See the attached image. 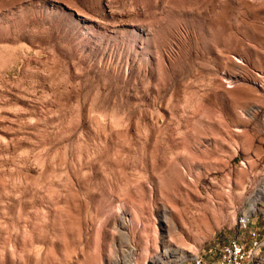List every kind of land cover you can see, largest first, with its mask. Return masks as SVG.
<instances>
[{
	"label": "rangeland",
	"instance_id": "1",
	"mask_svg": "<svg viewBox=\"0 0 264 264\" xmlns=\"http://www.w3.org/2000/svg\"><path fill=\"white\" fill-rule=\"evenodd\" d=\"M243 215L264 0H0V264H194Z\"/></svg>",
	"mask_w": 264,
	"mask_h": 264
},
{
	"label": "built area",
	"instance_id": "2",
	"mask_svg": "<svg viewBox=\"0 0 264 264\" xmlns=\"http://www.w3.org/2000/svg\"><path fill=\"white\" fill-rule=\"evenodd\" d=\"M251 219L243 215L239 218V228L248 232L251 244H246L241 238H228L214 243L211 248L210 256L202 254L196 264H246L250 256L264 245V240L258 237L256 231L249 232V223ZM130 264H136V261Z\"/></svg>",
	"mask_w": 264,
	"mask_h": 264
},
{
	"label": "bare ground",
	"instance_id": "3",
	"mask_svg": "<svg viewBox=\"0 0 264 264\" xmlns=\"http://www.w3.org/2000/svg\"><path fill=\"white\" fill-rule=\"evenodd\" d=\"M263 246H261V248H262ZM259 251V250H258ZM258 251H256L255 252V255L258 253ZM254 257V256H253ZM199 258H200V256H197L196 258H195V260H194V264H196V262H198V260H199ZM252 259V256H250L249 257V260L247 261V263L246 264H251L250 262H251V259ZM255 258V257H254ZM119 264H126V263H119Z\"/></svg>",
	"mask_w": 264,
	"mask_h": 264
}]
</instances>
